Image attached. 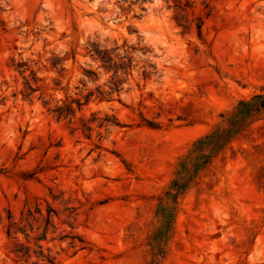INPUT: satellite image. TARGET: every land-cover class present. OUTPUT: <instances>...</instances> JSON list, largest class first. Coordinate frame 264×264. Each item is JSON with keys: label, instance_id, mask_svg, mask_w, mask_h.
Here are the masks:
<instances>
[{"label": "rangeland", "instance_id": "1", "mask_svg": "<svg viewBox=\"0 0 264 264\" xmlns=\"http://www.w3.org/2000/svg\"><path fill=\"white\" fill-rule=\"evenodd\" d=\"M257 93L264 0H0V264H264V113L160 231Z\"/></svg>", "mask_w": 264, "mask_h": 264}, {"label": "trees", "instance_id": "2", "mask_svg": "<svg viewBox=\"0 0 264 264\" xmlns=\"http://www.w3.org/2000/svg\"><path fill=\"white\" fill-rule=\"evenodd\" d=\"M97 54L106 63L104 56L101 55L102 53L99 51ZM106 61L108 64L111 62L110 58ZM26 88L34 91L32 85L28 82H26ZM58 110L60 114L63 113L61 108ZM262 113H264V93H257L249 100L240 101L234 110L228 114L225 124L218 125L193 144L190 153L181 160L177 177L172 181L170 189L166 192V200L162 204L163 224L160 231L163 235L170 229L173 217L169 198L175 199L192 179L224 150L236 135L254 122ZM11 228L18 230L17 223L11 222L9 234L11 233Z\"/></svg>", "mask_w": 264, "mask_h": 264}]
</instances>
